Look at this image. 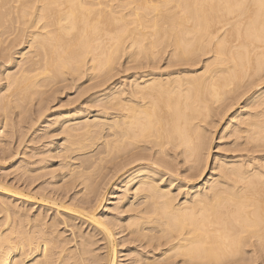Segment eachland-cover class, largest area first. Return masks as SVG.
<instances>
[{
    "label": "bare ground",
    "instance_id": "obj_1",
    "mask_svg": "<svg viewBox=\"0 0 264 264\" xmlns=\"http://www.w3.org/2000/svg\"><path fill=\"white\" fill-rule=\"evenodd\" d=\"M197 2L0 0V264H259L260 25Z\"/></svg>",
    "mask_w": 264,
    "mask_h": 264
},
{
    "label": "snow or ice",
    "instance_id": "obj_2",
    "mask_svg": "<svg viewBox=\"0 0 264 264\" xmlns=\"http://www.w3.org/2000/svg\"><path fill=\"white\" fill-rule=\"evenodd\" d=\"M60 7H63L62 5ZM197 8H215L216 0H198L196 4ZM221 8L234 9L233 15H237L239 19L251 18L253 22H258L260 25V39L261 43H264V0H220ZM252 27V24H249V28ZM223 31V29H222ZM264 52V49H262ZM262 71L260 75L256 78L258 79V84L255 82L252 83V87H261V90L264 91V56H262L258 61ZM262 250L259 253L261 259L259 264H264V240H262ZM253 255H257L256 252H253ZM9 264L11 262L9 261ZM253 264H256L254 261Z\"/></svg>",
    "mask_w": 264,
    "mask_h": 264
},
{
    "label": "rangeland",
    "instance_id": "obj_3",
    "mask_svg": "<svg viewBox=\"0 0 264 264\" xmlns=\"http://www.w3.org/2000/svg\"><path fill=\"white\" fill-rule=\"evenodd\" d=\"M71 89H74V88H71ZM71 89H70V90H67L66 93H65V92L62 93V95L60 94V96L58 95V96L60 97V99H59V97H58L55 101H57V100L59 99L60 102H61V101H63V99L66 98V97H67V99H68V96H67V95H69V96L72 95V96H73V95L75 94V91H73V90L71 91ZM68 91H70V92L73 93V94H71V93L68 92ZM58 94H59V93H58ZM65 94H66V95H65ZM70 94H71V95H70ZM65 100H66V99H64L63 102H65ZM60 102H59V101H58V102H54L53 105L56 106L57 103H59V105L62 104V102H61V103H60ZM54 106L52 107V108H53V111H54V108H55V110H58V109H56V107H60V106H58V105H57L56 107H54ZM72 106H73V105H72ZM51 110H52V109H51ZM56 116H57V115H54V116H52V117L55 118ZM52 117L49 116V118H50L51 120H53ZM49 139H51V138H49ZM49 139H48V137H45V140H44V139H42V140L47 141V140H49ZM44 143H45V142H44ZM36 144H37V143H36ZM38 144H39V143H38ZM50 144H51V145H50ZM43 145H44V144H42V146H40V147H42V149H44V148H43ZM50 146H52V143H51V142L49 143V145H48L47 147H50ZM39 149H41V148H39ZM46 149H47V148H46ZM44 150H45V149H44ZM45 153H46V152H45ZM45 153H44V154H45ZM38 156H39V154H38L37 156H34V157L37 158ZM46 156H47V155H46ZM34 157H33V158H34ZM57 160H58L57 158H54V159H52L51 161H47L46 164H47L48 167L51 166V168H52V166H54V165L57 164V163H56ZM52 162H53V164H52ZM57 162H58V161H57ZM48 164H51V165H48ZM48 167H47V168H48ZM49 168H50V167H49ZM55 168H56V166H55ZM57 168H58V167H57ZM0 169H1L0 172L2 171V172L5 173V174L0 173V174H1L0 177L2 176L1 178H3V179L0 178V194L2 195V192L4 193V192H6V191H5V189H4V187H5V183L1 182V180L4 181V182L10 183V181H11V178H10V177H12V175H11L10 173H8V174L6 173V172H9V171H8L9 168H6V169L4 168L6 171H5L3 168H0ZM7 169H8V170H7ZM44 170H46V169H44ZM47 170H50V169H47ZM3 175L5 176V178H4ZM49 175H50V174H49ZM49 175H48V174L45 175V176H46L45 178H47V179L49 178L48 180H50V177H51V176H49ZM6 178H7V179H6ZM51 178H52V177H51ZM9 179H10V181H9ZM7 180H8V181H7ZM51 180L53 181V179H51ZM47 185H50V184H47ZM2 186H4V187H2ZM78 187H79V186H78ZM76 189H77V188H76ZM70 193H72V192H70ZM70 193H69V194H70ZM32 198H33V200H29V201L27 200L26 202H24V205H26V206L28 207L27 204H29V208H30V205H31V212H32V211H33V212H35V211L37 212V210H38V211H42V210H43V211H45V212H48V213H47V218H50V217H52V215L56 214V213H55L56 208L60 210V213H58L59 215H60L61 213H63V212H61V211H64V212L68 211V210H66V209L64 210V208L62 209V206H60L61 208L58 207V206H59L58 204H60V201H56V203H54V204H56V206H57V207H55L54 204H53V205L51 204V203H52L51 200H48V201H46L44 204H42V202L38 200V196H35V197H34V195H33V197H31V199H32ZM39 199H40V198H39ZM37 200H38V201H37ZM65 200H66V199H65ZM18 201H19V202H18ZM18 201H17L18 203L21 202V200H18ZM49 201H50V202H49ZM25 203H26V204H25ZM34 203H35V204H34ZM38 204H40V205L42 204V205L39 206ZM49 204H51L52 206H50ZM36 205H38V206H36ZM46 205H47V206H46ZM42 206H43V207H42ZM45 206H46V207H45ZM49 207H50L51 210L49 209ZM44 208H45V209H44ZM46 208H47V211H46ZM52 208H54V210H53ZM97 209H98V210H97ZM49 210H50V211H49ZM96 210H97V211H96ZM99 210H100V207H97V208L94 210V212L96 211L95 213H97ZM51 212H52V213H51ZM50 213H51V214H50ZM53 213H54V214H53ZM63 214H64V213H63ZM84 215H85V216H84ZM60 216H62V215H60ZM87 216H88V215H87ZM87 216H86V214H83V216H82V215H81V216L78 215V216H75V217L73 216V217H72V218L74 219L73 223L75 222V224H77V223L79 222L80 224L78 223V225L82 228V230H84L85 232H86V231L94 232L95 234L98 233V234H96V235H97V238H99V237L101 236V233L96 229V227H95L93 224H90L91 222L88 221V220H89L88 218H87L88 220L85 219ZM76 217H77V219H76ZM79 217H80V219H79ZM82 217H84V218H82ZM88 217H89V216H88ZM81 218H82V219H81ZM83 219H84V220H83ZM78 220H79V221H78ZM80 220H82V222H81ZM83 221H86V223L84 222V224H83ZM68 222H69V221H68ZM88 222H90V223H88ZM81 223H82V225H81ZM89 224H90V225H89ZM61 225H62V224H61ZM83 225H84V226H83ZM91 225H93V226H91ZM63 226H65V225L63 224V225L61 226V228L64 229V230L66 231V232L64 231L63 234H64L65 236H70L71 233H70L69 227H65V228H64ZM87 226H88V227H87ZM67 229H68V230H67ZM85 229H86V230H85ZM88 229H89V230H88ZM95 230H96V231H95ZM100 240H101V239H100ZM100 240H99V242H98V245L100 244V246H103V243L101 244ZM101 241L103 242V240H101ZM101 251H103V249H102ZM129 258H131V257H129ZM121 261H122V262H121ZM123 261H125V262H123ZM127 261H129V260H119L118 262H119L120 264H122V263L124 264V263H126ZM117 264H118V263H117Z\"/></svg>",
    "mask_w": 264,
    "mask_h": 264
}]
</instances>
